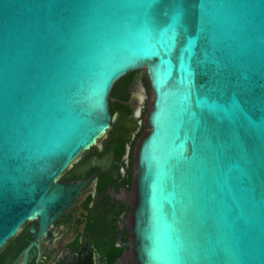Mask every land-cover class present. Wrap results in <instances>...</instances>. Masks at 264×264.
<instances>
[{
	"label": "water",
	"instance_id": "water-1",
	"mask_svg": "<svg viewBox=\"0 0 264 264\" xmlns=\"http://www.w3.org/2000/svg\"><path fill=\"white\" fill-rule=\"evenodd\" d=\"M141 68L136 263L264 264V0H0V248L93 181L58 177ZM62 264H95L89 236Z\"/></svg>",
	"mask_w": 264,
	"mask_h": 264
},
{
	"label": "trees",
	"instance_id": "trees-1",
	"mask_svg": "<svg viewBox=\"0 0 264 264\" xmlns=\"http://www.w3.org/2000/svg\"><path fill=\"white\" fill-rule=\"evenodd\" d=\"M137 70L127 72L113 84L109 94V111L113 115L118 113L117 120L112 123L102 148L90 149L83 159L74 165L78 168L84 164L91 156L101 157L104 154L110 155V161L106 168L82 169L71 176L87 177L93 171L96 173L95 197L87 195L81 202L86 210V220L83 228V235L89 236V241L94 251L98 255L100 264H113L114 261L125 250L128 229L125 225L119 227L118 221L121 214L126 213L127 204L113 197L109 190L117 192L121 187L128 188L132 178L133 147L135 137L131 132L135 125L126 128L121 122V118L129 116L131 109L127 104L129 98V86L133 83ZM139 132L136 131L135 136ZM129 149L126 152V145ZM126 152L127 158L124 162L123 155ZM124 168V172L121 171ZM70 218V216H68ZM79 242L75 240L73 247H77Z\"/></svg>",
	"mask_w": 264,
	"mask_h": 264
},
{
	"label": "rangeland",
	"instance_id": "rangeland-1",
	"mask_svg": "<svg viewBox=\"0 0 264 264\" xmlns=\"http://www.w3.org/2000/svg\"><path fill=\"white\" fill-rule=\"evenodd\" d=\"M135 79L133 83L129 86V98L127 100V104L131 109V114L129 116H123L120 120L125 125L126 128H131L135 125V129L131 132V136L135 137V143L133 147V163H132V178L130 181V185L128 188L121 187L117 192H113L109 190V193L117 198L123 200L127 204V211L124 214H121L118 225L122 226L125 225L128 228L127 234V243L126 248L116 260L115 264H137L134 258V251H133V243H132V234L129 231V228L132 223V216L131 211L133 205L135 203V182H134V175H135V152L138 145L139 140L141 137L147 132L148 126L146 125L145 118L147 112L149 110L151 100H152V91L148 85L146 75L144 69H138L134 75ZM118 113H114L112 115V123H114L118 118ZM111 123V125H112ZM111 127V126H110ZM110 127L103 133L99 138L96 139V142L87 150L82 151L78 157L74 160L70 167L74 166L75 164L79 163L86 153L92 149L93 147H97L99 150L102 148L104 139L106 138ZM136 131L139 132L138 136H135ZM129 149V144L126 145V152ZM126 152L123 155L124 162H126ZM110 155L104 154L101 157H94L91 162L100 163L105 165L106 163L109 164ZM90 163V158L84 164H81L79 169H85ZM121 171L124 172V168H121ZM94 183L90 182L84 190L79 194V196L72 202V204L67 209L66 213L70 216V219H74L75 217H80L81 221L84 220L82 215V208L81 202L85 199L88 193H91V198L95 197V193L93 190ZM59 224V223H58ZM79 228H82V222L79 225ZM21 229V228H20ZM75 226L74 223H69L66 227H64L59 235H55V239L53 241V253L59 252L61 248L64 246L66 241L70 239L74 234ZM20 231V230H19Z\"/></svg>",
	"mask_w": 264,
	"mask_h": 264
},
{
	"label": "flooded vegetation",
	"instance_id": "flooded-vegetation-1",
	"mask_svg": "<svg viewBox=\"0 0 264 264\" xmlns=\"http://www.w3.org/2000/svg\"><path fill=\"white\" fill-rule=\"evenodd\" d=\"M97 156L90 157V163L85 169H93L98 167L104 169L107 167L108 163L102 165L100 163L91 162V160ZM99 158V157H98ZM82 169H78L74 166L69 169H65L61 172L58 179L61 181L76 180V179H86L91 178L94 183L93 190L95 193V181L96 173L93 171L87 177L81 176H71L72 173H77ZM91 195V193H88ZM82 208V215L84 220L81 221L80 217H75L73 220L70 219L65 212L60 214L49 226L48 230L37 237V222L35 220H26L22 223L20 231L12 237L8 238L6 242L0 248V264H62L66 263L70 257L74 258V252L78 250L84 238L88 235H83V228L86 220V210ZM82 222V228H79ZM59 223V224H58ZM69 223H74L75 230L73 236L66 241L64 246L58 252L53 253V241L55 235H59L64 227L69 225ZM121 227V226H119ZM128 229V228H127ZM77 240L79 242L77 247H73V242ZM127 241L125 242V244ZM95 253V264H100L98 261V255ZM122 254V253H121ZM119 258V257H118ZM117 258V259H118ZM116 259V260H117ZM116 260L113 264H115ZM70 263V262H69Z\"/></svg>",
	"mask_w": 264,
	"mask_h": 264
}]
</instances>
